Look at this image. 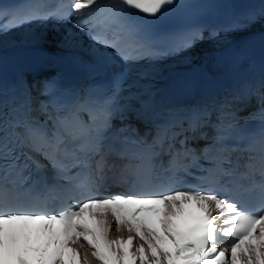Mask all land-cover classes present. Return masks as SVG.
<instances>
[{"label": "snow or ice", "instance_id": "snow-or-ice-1", "mask_svg": "<svg viewBox=\"0 0 264 264\" xmlns=\"http://www.w3.org/2000/svg\"><path fill=\"white\" fill-rule=\"evenodd\" d=\"M174 3L30 0L9 25L0 23V32L34 20L87 16L76 26L93 42L131 60L129 52L139 46L142 28L128 13L138 10L155 17ZM194 38L187 35L184 44L190 46ZM261 103L253 114L259 129L245 143H228L226 132L232 125L221 123L212 144L205 146L207 151L201 150L197 157L183 147L164 170L175 175L181 156L206 159L211 165L204 177L209 190L169 191L154 183L160 179L155 161L160 155L157 148L162 150L169 138L167 125L157 130L151 143L130 130L128 135H114L107 101L94 108L84 98L58 117L53 132L31 117L27 103L8 109L0 100V264H264V208L259 215L251 214L237 199L250 194L264 205V94ZM82 113H87V120ZM199 127L198 119L189 125L193 132ZM236 153L246 156L243 165L233 159ZM111 156L121 163L109 164ZM117 167L121 181L131 178L139 195L86 196L49 212V197L59 199L69 186L90 191L97 180L107 178L106 169L115 172ZM46 169H51L54 181L65 183L50 185L43 175ZM25 171L28 176H23ZM14 174L23 179H14ZM33 175L44 195L33 196L23 189ZM112 231L121 235L111 238ZM223 242L230 247H218Z\"/></svg>", "mask_w": 264, "mask_h": 264}, {"label": "bare ground", "instance_id": "bare-ground-1", "mask_svg": "<svg viewBox=\"0 0 264 264\" xmlns=\"http://www.w3.org/2000/svg\"><path fill=\"white\" fill-rule=\"evenodd\" d=\"M228 1L233 7L231 15H234L236 20L239 21L238 26L214 38L206 37L188 51L173 59L164 62L133 63L131 67L134 69V72L128 76L129 80L133 83L131 90H136L140 93L151 92L153 88L162 83L165 75L171 69L196 63L201 56L224 46L237 35H247L251 38L264 30V0ZM261 39L257 40V42L260 43ZM19 44H47L54 48L64 49L74 54L89 57L106 54L104 49L87 41L68 24L54 28L50 23H29L17 30L0 35V49ZM92 264H98V262L92 261Z\"/></svg>", "mask_w": 264, "mask_h": 264}]
</instances>
